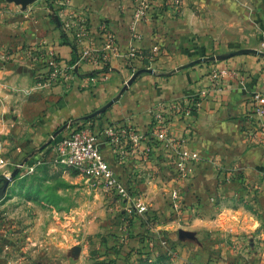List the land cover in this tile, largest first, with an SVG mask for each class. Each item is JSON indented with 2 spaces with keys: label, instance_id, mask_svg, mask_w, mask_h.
I'll return each instance as SVG.
<instances>
[{
  "label": "crops",
  "instance_id": "1",
  "mask_svg": "<svg viewBox=\"0 0 264 264\" xmlns=\"http://www.w3.org/2000/svg\"><path fill=\"white\" fill-rule=\"evenodd\" d=\"M45 1L28 6L29 27H15L21 43L55 53L65 69L74 57L72 47L101 50L99 32L105 24L117 50L110 52L106 71L81 60L70 82L40 81L45 88L39 134L51 132L53 140L69 122L90 125L100 153L123 183L136 190L144 181H157L167 193L175 185L174 195L193 208L196 218L217 215L210 222L213 230L264 259V141L247 138L264 125L251 102L254 93H264V0H181L178 10L166 0H147L146 17L139 20L136 0H59L56 13ZM81 19L89 34L76 44L70 32ZM197 60L204 61L178 70ZM144 68L153 73L138 76L121 93ZM215 68L229 73L219 89H209ZM192 98L199 99L198 108L188 118L173 117L167 140L158 141L149 112L162 107L168 115L172 104ZM109 127L118 142L105 138ZM123 128L145 135L139 149L120 135ZM231 175L233 181L224 179ZM197 224L191 222L190 229Z\"/></svg>",
  "mask_w": 264,
  "mask_h": 264
},
{
  "label": "rangeland",
  "instance_id": "2",
  "mask_svg": "<svg viewBox=\"0 0 264 264\" xmlns=\"http://www.w3.org/2000/svg\"><path fill=\"white\" fill-rule=\"evenodd\" d=\"M58 2L45 1L55 13ZM32 4L0 0V156L8 162L0 169V264H264L250 246L213 230L217 215L196 218L175 185L167 193L160 182L140 183L135 195L147 211L137 214L132 203L52 163L53 134H39L40 66L18 39Z\"/></svg>",
  "mask_w": 264,
  "mask_h": 264
},
{
  "label": "built area",
  "instance_id": "3",
  "mask_svg": "<svg viewBox=\"0 0 264 264\" xmlns=\"http://www.w3.org/2000/svg\"><path fill=\"white\" fill-rule=\"evenodd\" d=\"M137 4L134 10V18L136 20L146 17L147 0H136ZM166 4L179 9L181 0H166ZM101 50L95 48H85L77 50L79 54L78 62L65 69L56 63L53 53L43 54L37 48L30 47L27 55L31 63L40 68L48 69L47 76H38V80L44 81L47 85L53 86L63 80L70 82L75 76V69L79 62L84 60L92 65L106 66L109 69V54L111 51L117 50L115 35L107 28L105 24L101 26ZM76 44H80L84 38L88 36L86 22L81 19L77 29L70 32ZM226 69H212L209 73L210 88L219 89L220 82L228 75ZM208 89L201 92L205 95ZM251 102L254 108V114L260 119H264V93H254L251 96ZM199 99L192 98L185 102L174 103L170 106L169 114H165L164 108L152 109L149 113L152 120V129L157 140L165 142L167 140V132L169 131L171 119L175 116L185 119L188 118L193 111L198 108ZM63 135L58 139H53L50 147L52 151L51 161L63 170H73L78 172L89 180L91 186L96 190L105 194H114L121 197L127 203H132L133 211L137 214H143L147 211V205L136 197L134 188L123 183L110 168L108 162L104 159L99 151V137L93 132L91 126L86 123L72 124L67 123L63 128ZM120 135L127 138L132 145V149H139L140 143L144 142L145 135L136 133L135 131L123 128ZM105 138H110L113 143L119 141L114 128L109 127L104 131ZM249 141L260 143L264 141V125L257 131L248 134ZM145 152L149 150L144 148ZM182 162L178 163L181 168ZM8 166L7 160L0 156V169ZM19 167V166H18ZM180 170V169H179ZM188 170L185 169V172ZM225 179V178H224ZM131 206H127L126 211L130 212Z\"/></svg>",
  "mask_w": 264,
  "mask_h": 264
},
{
  "label": "water",
  "instance_id": "4",
  "mask_svg": "<svg viewBox=\"0 0 264 264\" xmlns=\"http://www.w3.org/2000/svg\"><path fill=\"white\" fill-rule=\"evenodd\" d=\"M17 2H19L21 5L23 6H26L28 4H31L33 3L34 1L36 0H16ZM227 57V56H226ZM226 57H222V58H226ZM204 60H197V61H194V62H191L185 66H182L180 68H178V70L182 69V68H186V67H189L193 64H196V63H199V62H202ZM145 73H153V70L151 69H140V70H137L134 75L132 76V78L127 82V84L125 85V87L122 89L121 93L140 75L142 74H145ZM113 102H115V100L111 101L110 103H108L103 109L99 110L98 112H96L95 114H93L92 116L96 115V114H99L101 112H103L106 108H108Z\"/></svg>",
  "mask_w": 264,
  "mask_h": 264
},
{
  "label": "trees",
  "instance_id": "5",
  "mask_svg": "<svg viewBox=\"0 0 264 264\" xmlns=\"http://www.w3.org/2000/svg\"><path fill=\"white\" fill-rule=\"evenodd\" d=\"M62 37H63V39H65V36H64V35H63ZM72 50H73V56H74V57H73L72 61H71L70 63H68L69 66L73 65V63H74L75 61H77V60H78V57H79V54H78L77 50H76L74 47H72ZM53 57L55 58L56 63L60 66L61 64H59L58 59H57L55 53H53ZM106 69H107V67H106V66H103V70L106 71ZM48 73H49V70H48V69L46 70V69H44V68H39V70H37V71L35 72V75L37 74L38 76H39V75H40V76H47ZM233 177H234V176H231L230 178L233 180Z\"/></svg>",
  "mask_w": 264,
  "mask_h": 264
}]
</instances>
